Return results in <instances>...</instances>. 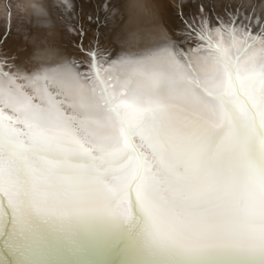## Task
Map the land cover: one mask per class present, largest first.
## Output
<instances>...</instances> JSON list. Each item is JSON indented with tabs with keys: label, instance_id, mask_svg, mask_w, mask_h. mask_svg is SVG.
Instances as JSON below:
<instances>
[{
	"label": "snow or ice",
	"instance_id": "6c2138e0",
	"mask_svg": "<svg viewBox=\"0 0 264 264\" xmlns=\"http://www.w3.org/2000/svg\"><path fill=\"white\" fill-rule=\"evenodd\" d=\"M238 12L202 9L198 48L0 68V264H264V24Z\"/></svg>",
	"mask_w": 264,
	"mask_h": 264
},
{
	"label": "bare ground",
	"instance_id": "6f19581e",
	"mask_svg": "<svg viewBox=\"0 0 264 264\" xmlns=\"http://www.w3.org/2000/svg\"><path fill=\"white\" fill-rule=\"evenodd\" d=\"M110 4L107 17L98 0H0V68L10 73L35 72L42 62L35 54L46 48L86 68L89 56L82 51L98 48L111 59L149 47L156 33L171 38L175 31L185 46L193 45L199 27L207 23L202 21V9L211 21L223 22L228 12L238 8L237 15L251 20L253 34L264 24V0H111ZM92 15L97 22L88 20ZM17 84L27 91L37 88L24 81ZM9 255L7 246L0 245V257Z\"/></svg>",
	"mask_w": 264,
	"mask_h": 264
},
{
	"label": "rangeland",
	"instance_id": "374dc122",
	"mask_svg": "<svg viewBox=\"0 0 264 264\" xmlns=\"http://www.w3.org/2000/svg\"><path fill=\"white\" fill-rule=\"evenodd\" d=\"M87 1H89V0H87ZM98 2H99V5H100V3H102V11H105V15L108 17L109 16V13L111 12V10H110V12L108 13L107 11L109 10V9H112L111 8V0H98ZM105 5H106V7H105ZM108 6V7H107ZM180 16H181V14H180ZM92 17V19H89V17H88V20L89 21H91V20H93V21H95V22H97L98 21V17H93V15L91 16ZM215 20H217V19H215ZM105 26L106 24L105 23H102L101 24V26ZM83 34V33H82ZM82 42V41H81ZM82 53H84L85 55H87V56H89V54H90V52H88V51H86V52H83L82 51ZM108 56V55H107Z\"/></svg>",
	"mask_w": 264,
	"mask_h": 264
}]
</instances>
